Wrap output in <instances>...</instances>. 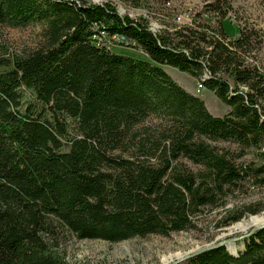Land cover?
I'll use <instances>...</instances> for the list:
<instances>
[{"label":"trees","instance_id":"obj_1","mask_svg":"<svg viewBox=\"0 0 264 264\" xmlns=\"http://www.w3.org/2000/svg\"><path fill=\"white\" fill-rule=\"evenodd\" d=\"M97 25L154 65L98 49ZM31 26L42 28L43 46L0 58V264H64L66 234L120 243L189 232L249 176L264 188V167H239L208 143L242 157L264 146V74L248 63L261 44L253 31L231 40L220 24L155 36L109 6L0 0V41L3 28ZM163 67L207 76L228 113L214 117ZM244 244L238 256L221 247L186 264H264V231Z\"/></svg>","mask_w":264,"mask_h":264},{"label":"rangeland","instance_id":"obj_2","mask_svg":"<svg viewBox=\"0 0 264 264\" xmlns=\"http://www.w3.org/2000/svg\"><path fill=\"white\" fill-rule=\"evenodd\" d=\"M82 1L89 7L109 6L121 18L144 24L148 31L155 36L174 35L182 33L186 29H199V26H207L210 27V30H215L220 27V24L231 40L237 39L240 32L253 31L260 39L261 44L248 55V63L257 66L264 74V0ZM210 5L220 9L213 12ZM93 29L92 40L98 49L153 64L151 59L132 40L127 39L122 42L120 37L123 36L109 33L103 25H97ZM43 44L40 26H31L27 29L3 28L0 58L24 56L40 49ZM163 70L186 92L197 93L196 96L191 95L200 98L214 117L222 118L228 113L229 109L226 105L205 88L204 83L208 80L207 76L197 80L169 67H163ZM208 143L212 147L228 151L230 158L239 167H253L254 169L264 167V146L260 150L250 151L242 157L236 146L224 143L214 144L210 141ZM181 163L194 174H199L202 170L201 167L188 160H182ZM239 185L224 200V206L207 209L196 219L194 228L189 232L174 233L169 237L151 236L147 239H135L120 243L77 241L74 237L66 234L65 238L59 241L60 256L63 258L64 264H175L177 262L186 264L190 261L186 257L203 248L243 237L245 240L250 239L254 235L248 236L255 229L246 233H231L230 230L252 217L264 214V188L256 184L252 176ZM227 219H238L239 221L228 227H223ZM245 240L231 242L222 247H226L233 256H238L245 250Z\"/></svg>","mask_w":264,"mask_h":264},{"label":"bare ground","instance_id":"obj_3","mask_svg":"<svg viewBox=\"0 0 264 264\" xmlns=\"http://www.w3.org/2000/svg\"><path fill=\"white\" fill-rule=\"evenodd\" d=\"M124 40H127V39H124ZM263 225H264V214L261 216L252 217L248 221H245V222H242L241 224L236 225L234 228L230 230V232L231 233H246L251 229L252 230L257 229ZM180 257H177V258H180Z\"/></svg>","mask_w":264,"mask_h":264},{"label":"water","instance_id":"obj_4","mask_svg":"<svg viewBox=\"0 0 264 264\" xmlns=\"http://www.w3.org/2000/svg\"><path fill=\"white\" fill-rule=\"evenodd\" d=\"M261 231H264V225L263 226H261V227H259V228H257V229H255L248 237H252L253 235H255L256 233H258V232H261ZM240 240H245V238L243 237V238H241V239H235V240H231V241H226V242H223V243H221V244H218V245H216V246H213V247H211V246H209V247H206V248H203L202 250H200L199 252H196V253H194V254H192V255H189L188 257H186L187 259H191V258H193V257H197V256H199V255H201V254H204V253H206V252H208V251H211V250H214V249H217V248H220V247H222V246H226V244H228V243H231V242H235V241H240ZM185 258V259H186ZM184 259V258H183ZM183 261V260H182ZM181 261V262H182ZM179 262H177V263H175V264H178Z\"/></svg>","mask_w":264,"mask_h":264},{"label":"crops","instance_id":"obj_5","mask_svg":"<svg viewBox=\"0 0 264 264\" xmlns=\"http://www.w3.org/2000/svg\"><path fill=\"white\" fill-rule=\"evenodd\" d=\"M191 94H193V95H195V96H196V94H197V93H194V91H193V92H191ZM200 97L202 98V96H201V95H200Z\"/></svg>","mask_w":264,"mask_h":264},{"label":"built area","instance_id":"obj_6","mask_svg":"<svg viewBox=\"0 0 264 264\" xmlns=\"http://www.w3.org/2000/svg\"><path fill=\"white\" fill-rule=\"evenodd\" d=\"M122 40V42H125V41H127V40H124V39H121ZM98 45V44H97Z\"/></svg>","mask_w":264,"mask_h":264}]
</instances>
